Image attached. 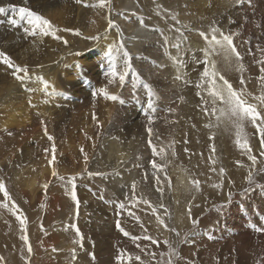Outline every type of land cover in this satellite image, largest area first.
Masks as SVG:
<instances>
[{
    "label": "rangeland",
    "instance_id": "rangeland-1",
    "mask_svg": "<svg viewBox=\"0 0 264 264\" xmlns=\"http://www.w3.org/2000/svg\"><path fill=\"white\" fill-rule=\"evenodd\" d=\"M183 3L184 0L147 1V7L152 12L157 25L162 28L163 34H158L154 37L157 41L158 39L161 40V44L158 42L160 47H148L149 50L146 51L144 47H147V45L144 42L143 48L141 47L137 52L132 51L131 62L132 65L134 64L133 68H136L135 70L140 74L143 81L140 85L139 82L141 80L136 81L135 76L131 73L123 84L118 79L109 83L112 78L107 75L109 69L108 59H101L103 53H95L94 56L96 57H93V59L87 57L95 47H88L85 51L77 48L78 54H76L77 50L71 47H69V49L71 48L70 50L68 47L54 49L56 58L51 59L52 62L50 61L45 66L50 65V69L53 70L55 68L58 69L62 65L58 74L62 76L52 77H55L56 81L58 80L57 85L60 83L58 85L59 88L62 87L63 93L60 94L61 97L58 99V104L60 100L63 106H60L61 103L59 106L57 104L54 112L51 110L35 112L32 116V118L34 117L32 119L33 125H29V129H20L25 131H20L22 134L24 133V136L29 135L26 138L29 140L31 138L30 147L42 148L45 143L49 142L47 135H45L44 126L50 125L47 127V134L52 133L55 135L56 130L61 132L62 130L73 131L70 136L73 139L71 142L72 147L77 146L81 142H83V145L87 143V138L90 134H88L89 130L85 131L84 128L95 131L93 138L97 142L103 135L104 140L105 138L106 140H115L120 142V145L123 144L121 140L123 137L126 136L125 138L130 142L131 140L129 139L131 138L129 135L138 133L140 135L136 141L138 140L137 142L140 143L141 152L139 151L134 154L135 156L133 155L129 157L130 159L123 161L121 167L116 171L107 172L110 171L107 168L105 172L99 170V175L92 174L95 181L90 177H85V179L81 180V177H78L75 173L65 175L66 177L63 180L54 179L51 176L48 183H53L55 188L48 186L45 189L43 185L39 186L38 194L32 200L28 183L32 177L37 176L38 166H33L34 161L32 160L24 161L11 155V151L13 153L14 151L17 152L13 148L19 149L18 144H15L17 140L15 138L16 133L20 132H17L16 129L11 130V132L6 129L3 131L0 129V180L5 182L8 191L14 196L19 197L20 194L23 196V193L30 195L29 199L28 197L23 198L28 203L26 207L27 235L32 247V253L28 254V245L21 239L23 233L17 234L11 224H9V227L7 226L6 228L7 242L4 245H0V257L4 258L2 264H140L139 261L135 260L136 256H140L144 264H155L151 257L142 252L141 249L156 252V258L159 259V253L167 251L163 243L164 240H169L176 244L180 257L178 264H257L258 258L264 256V232H256L252 228L253 224L257 226L264 225V191H261L259 187L253 186L252 190L245 192V189L250 187L247 181L250 168L253 170L256 184H264V156L260 155L262 149L260 144H258V137L254 134V129L251 126H246L245 131L252 147V155L257 157V164L255 168H252V162L248 159V156L235 143L234 129L229 128L226 130L224 127H205L206 124L214 122V117L205 116L202 110L204 105L200 97L204 96L209 102L211 98L207 96L204 88L197 87V84L203 82L202 71L206 65L202 64L204 58L202 50L207 47L199 33L201 31L210 32L209 25L216 21L223 30L239 33V35L234 36V44H236L237 50L242 57L239 62L233 57L231 65H228L225 64L222 57L214 56L212 59L215 61L217 69L234 87H242L239 81L243 78L245 81L244 86H246L247 90L254 94H259L260 82H258V77L261 75L260 68L264 65H261L258 61L264 59V53L257 50L256 45L264 48V23L262 22L264 21V0H239V2L238 0H232L231 3L234 4H231L230 7L219 2V5L214 6V13L208 12L205 17L199 16L200 12L197 6H193L189 12H181L179 8ZM173 14L177 15L179 23L172 19ZM256 17L258 18L256 19ZM249 21L250 23L252 22V25ZM60 31L63 32L61 29ZM167 32L173 35L171 37L175 44L179 45V48H176V46L174 48L168 47L165 40ZM58 34L59 31L57 32ZM99 40L101 41V39ZM244 41H250V44L244 43ZM249 48H251V52H249ZM151 50L152 52H150ZM59 51L63 52V55L67 53L66 58L60 56L62 54ZM68 51L70 52L68 53ZM167 53H169V57ZM58 55L61 58H58ZM140 55L142 58H140ZM69 57L73 58L69 61ZM161 59L165 60L162 61ZM65 60L67 61L65 62ZM71 61L76 64V67L72 66ZM116 62L118 71H122L123 60H116ZM238 63L244 65L243 72L237 70ZM63 68L64 70H61ZM38 71L39 69H30V75H35ZM181 73L184 79L188 81L187 84L183 80L176 79L177 75ZM7 74L9 75L6 77L7 81L4 78L0 83L2 89L6 87L4 82H8L9 85L13 83V80L16 81L10 73ZM64 78L66 81L68 80L69 84ZM10 80L12 81L10 82ZM32 82L31 80L29 83ZM65 82L66 84H64ZM144 83L151 86V95L148 89L143 86ZM62 84L63 86H61ZM134 84L135 87H133ZM104 87L108 89L109 95H115L118 99L112 101L99 94L98 90ZM154 87L155 90L153 89ZM94 92H97L95 97L93 96ZM149 99L153 101L154 109L148 108ZM121 101L123 103H119ZM117 103L118 107L114 106ZM114 107H116V110ZM122 111L125 113L123 114ZM0 112V117L3 118L5 115L2 111ZM73 112L76 115H74L72 120ZM129 112L130 114H128ZM135 112H138V114ZM84 113L86 114L84 115ZM94 114L96 119H93ZM110 115L113 116L110 117L111 120L108 117ZM126 115H128V119ZM118 116H121L122 119L118 118ZM70 117L71 119H69ZM150 117L153 120L152 124L148 122ZM35 119L37 120L35 121ZM103 121L107 124H103ZM117 122L118 127H116ZM99 125L102 126L100 127ZM149 127L152 129L151 134L148 131ZM157 129L164 131H162V136L164 135V137H157ZM107 131L112 133L108 134ZM4 133L8 134L5 136L3 135ZM24 136L23 142H30ZM42 136L46 140H44L43 146H38V139ZM210 137H214V139H210ZM150 138L158 152L159 149L166 150L164 159H161L160 155L152 154V148L148 144ZM122 146L127 147L129 145L126 143V145L123 144ZM213 146L215 147L214 152L212 151ZM19 151H21V148ZM74 151L69 146L64 145L60 152L62 160L58 163L61 162L63 167L67 165L66 168L71 170L74 169V165H80L82 161L88 162L90 161L88 158L90 159L93 156L94 159H91L90 163L92 164V161L95 160L96 162L93 161L94 165L103 163L106 160V157L98 148L93 152L80 151L82 153L81 155L80 153L78 156L76 155L77 157L73 154ZM173 153L175 154L173 155ZM86 154L87 161H85ZM143 160L147 161L144 162L146 163L144 165ZM152 160L159 164H163L165 160L169 161L163 178H165V173L167 177L173 178L171 187L168 186V188L171 189V192L174 190L178 192L176 201H173L171 196L167 194L168 188L162 195L156 190L157 188L154 185H157V183L153 173L156 172V175L159 176V172L151 168ZM212 160H215L216 163L213 164ZM27 163V166H31L33 169L32 175L28 178L19 171L20 166H25ZM213 167L216 169L215 172L211 171ZM221 168L224 169L223 173L220 172ZM121 170L132 174L133 179L130 182L122 181L118 188L113 190L109 185H115L113 181L115 178L114 174L119 175ZM177 170H181L187 176V187L179 188V184L176 183L180 172L175 176L173 171ZM145 173H147L146 179ZM59 176L62 177L61 174ZM73 177L75 178L74 181L71 179ZM190 177L200 181L199 190L191 186L189 183ZM97 180L105 183L107 191L102 192L99 186L101 183H98L99 181ZM221 181L223 182L222 188L213 186L221 183ZM73 183H75V189L72 188ZM133 183L136 184L135 197L149 200L157 208L165 200L164 204L171 214L170 219L168 217L164 218L165 223L169 227L177 229L181 234L180 238H177L175 233L165 230L156 218H152L153 213L148 205L136 203L132 192ZM73 191H75L79 200L78 207L76 201L72 199ZM229 191L233 193L232 200L223 209L222 214L218 213L215 211V207L225 204ZM41 199H45L43 202L44 211H41ZM53 200L58 201L59 204H53ZM120 203L126 205L125 209L121 210L119 208ZM83 205H85L86 209L85 215L81 214ZM188 207H191L192 218L199 220V224L195 228L188 218ZM129 211L133 212L134 215L129 216ZM21 215L25 216L24 213H21ZM135 217H139V220ZM117 220L120 221L121 227L129 232V236H124L119 231L116 227ZM8 221L11 220L9 219ZM141 224L144 227H141ZM76 227H79L84 235L83 248L74 243L78 239L75 234ZM145 229H147V233H145ZM161 231H164V234ZM185 233H187V243H182L181 240L184 238ZM145 234L157 239L159 243L152 244L151 241L144 240L143 236ZM132 236L141 238L134 241L131 239ZM74 248L76 249L75 259H73L72 255V249ZM53 249L56 250L54 251ZM121 250H123L125 256L123 261L118 259ZM129 254L133 257L131 262L127 260ZM93 255L95 259L92 258Z\"/></svg>",
    "mask_w": 264,
    "mask_h": 264
},
{
    "label": "bare ground",
    "instance_id": "bare-ground-1",
    "mask_svg": "<svg viewBox=\"0 0 264 264\" xmlns=\"http://www.w3.org/2000/svg\"><path fill=\"white\" fill-rule=\"evenodd\" d=\"M147 1H152V0H110V10H109V8H107V7L104 9H99V8H93V7H86L85 6L86 4H97L98 0H83V3H80V4L76 3V0H27V4L24 3V0H0V6H7L8 4L15 5L17 7L27 6L31 10L37 11L38 13L43 15L45 18H47L55 28H59V29L63 30V32L59 31L58 35L56 33L57 36L61 37V39H57L56 41H55V38H53L51 35H49L47 37L25 36L23 33L22 27L17 28V27L9 25L8 20L13 18L11 13L0 14V21H3V23H0V50H3L7 54H9L18 64L27 65L28 67L31 66V68H29V69H39L38 73H36L35 75L34 74L31 75L33 82L28 83L26 86H22L18 81H14V80L13 81L10 80V82L12 81L13 83H11L9 85H8V82H4L6 85V87L4 89H2L1 84H0V111H2L5 115L3 118L0 117V129L2 131L6 129L8 132H11V130L16 129L17 132H20V131H23V130H20L21 128L29 129V125H31V124L33 125L32 119L34 117L32 118V116L35 112H37V111H50V110L54 112V109H56L55 107L58 104V99L61 97L60 94L63 93L61 90L62 89L61 86H63V84L60 86L61 88H59L58 85L60 83L57 85L58 80L56 81V79H55V77L59 74V72H60L59 69H60V67H62V65L58 69L55 68L53 70L50 69V65L45 66V64H49L50 61L52 62L51 59L56 58L54 56V53L56 52V51H54V49H57L58 47H60L61 49H62V47H68V49H69V47H71V48L76 49L77 50V51L75 50L77 52L76 54H78L77 48H81L82 50L85 51V49L87 50L88 47H95V49H93V51H91V53L87 57L90 59H93V57H96V56H94L95 53H101L102 52L103 55H102L101 59L106 60L107 59V57H106L107 49L109 47L113 46L114 44H118L121 39L123 40L124 48L130 53V55L133 54V52H137L138 50H140L141 47L143 46L144 42H146L145 45H147V47L146 46L144 47V48H146V51H148L150 47H152V48L160 47V46H158L159 45L158 42L161 44V40L158 39V41H157L156 39H154V37L157 36L158 34H163V31H162V28L159 27V25H157V22H155L152 12L149 11V8L147 7ZM156 1L158 2V1H162V0H156ZM231 1L232 0H184L183 5L179 9L181 10V12H189V10L191 8H193V6L194 7L197 6L198 11L200 12L199 16L205 17L206 13H208V12L214 13V6L217 4L219 5V2H222L227 7L228 6L230 7L231 4H234V3H231ZM215 2H217V3L215 4ZM238 2H239V0H238ZM213 3H214V5H213ZM210 4H212V5H210ZM222 6L224 7V5H222ZM263 14H264V12H263ZM257 18L258 17H256V19ZM109 19H111L116 25L119 26V28L122 31V35H121V33L117 32L116 29H114V28L111 29L110 31H106L109 28V25H108ZM140 21L144 22V26H141ZM258 21H260V20L258 19ZM262 22L264 23V21H262ZM249 23H250V21H249ZM64 29H70L72 31H64ZM76 30H79L81 35H79V36L76 35L75 34ZM93 36H100L101 41L90 39ZM105 36L107 37L106 39L104 38ZM171 36H173V35H171V33L167 32V35H165V40L168 44V47L174 48V46H176V44H175V41L173 40V38ZM251 36H253V35H251ZM65 40L68 41L67 44L64 43ZM27 43H28V45H26ZM165 46H166V43H165ZM180 46H182V45H180ZM21 47H22V49H20ZM154 50H156V49H154ZM88 51H90V50H88ZM59 52H61V51H59ZM59 52H57V53H59ZM63 52L60 53L62 55H60V54L59 55L65 57L67 53L65 52L66 54L64 53L65 55H63ZM69 52L70 51H68V53ZM150 52H152V50ZM72 54H74V53H72ZM55 55H56V53H55ZM59 55H58V58L60 57ZM157 55H154V56H157ZM135 56H138V55H135ZM167 56L169 57V53H167ZM161 57H162V55H161ZM168 57H166V58H168ZM71 58H73V57H71ZM71 58L69 57V61ZM140 58H142V56ZM152 58H153V56H152ZM156 58H159V57L157 56ZM83 60H85V59H83ZM116 60L120 61V60H123V58L121 56L117 55ZM156 60H158V59H156ZM164 60L165 59H163L162 61H164ZM66 61L67 60H65V62ZM71 63H72L73 67H76V64H74V62L71 61ZM152 63H154V61H152ZM158 63H160V62H158ZM41 65H44L45 67L41 66ZM63 66L65 67V65H63ZM3 67H4L3 65H0V83L4 78L9 76L7 73H5L2 70ZM34 67H36V68H34ZM61 70H64V68ZM67 70H69V69H67ZM65 71H66V69H65ZM119 71H121V70H119ZM61 72L63 73V71H61ZM38 76H42L44 78V80L49 82V84L51 86L49 91L51 92L54 90V94L48 95L45 93L42 84H40L36 79V77H38ZM52 76H55V77H52ZM58 76H62V75H58ZM130 77H131V75H130ZM67 78H68V80H70L69 77H67ZM103 78H105V77L103 76ZM98 79H99V77H98ZM64 80H65V78H64ZM72 80H74V79H72ZM6 81H7V78H6ZM136 81H137V79H136ZM66 82L64 84H66ZM134 82H135V80H134ZM134 82H132V83H134ZM67 83L69 84V82H67ZM140 83L141 82H139V85H140ZM150 83H152V82H150ZM26 87L27 88H35L37 90L34 92H29L26 90ZM150 88H151V86H150ZM153 89L155 90V87ZM65 97H67V96H65ZM127 99H128V97H127ZM140 99H142V98H140ZM92 100H94V99H92ZM45 101H47V102H45ZM29 102H31V103H29ZM61 102L59 100V104ZM119 103H121V102H119ZM44 104H45V106H44ZM59 104H58V106H59ZM61 105H62V103L60 104V106ZM117 105H118V103L116 105L114 104V106H117ZM65 106L66 105L64 104V107ZM115 108L116 107H114V109ZM152 109H154V106ZM83 110H84V106H83ZM112 110H113V108H112ZM112 110H111V112H112ZM114 111H113V113H114ZM120 111H121V109H120ZM75 112H77V111H75ZM82 112H81V114H83ZM66 113H68V112H66ZM124 113L125 112H123V114ZM135 113L138 114V112H135ZM72 114H73V116H72L73 117L72 120H73L74 115H76V113L74 114V112H73ZM85 114L86 113H84V115ZM128 114H130V112ZM120 115H121V113H120ZM46 116H48V115H46ZM126 116H127L126 118L128 119V115H126ZM135 116H136V114H135ZM108 117L110 119V117H113V116L110 115ZM114 118H115V116H114ZM118 118L122 119L121 116H118ZM123 118H124V116H123ZM126 118H124V119H126ZM69 119H71V117ZM127 119H126V121H127ZM36 120L37 119H35V121ZM56 121H57V119H56ZM109 121H107V122H109ZM40 122H41V120H40ZM42 122H43V120H42ZM104 122L105 121H103V124H107ZM118 122L116 123V125L118 124ZM45 124H46V122H45ZM47 124H48V122H47ZM56 124H58V123H56ZM121 125H123V124H121ZM48 126H50V125H48ZM44 127H46V126H44ZM62 127L64 128V126H62ZM96 127H95V129H96ZM116 127H118V125ZM123 127H124V125H123ZM126 127H127V125H126ZM143 127H144V124H143ZM134 128H136V127H134ZM32 129H33V127H32ZM132 129H133V127H132ZM84 130L85 131L89 130L88 134H90V136L88 135L87 143L85 145H83V142H81L80 144H78L75 147L71 146V142L73 141V139L70 136H71L73 131L71 132V131L62 130V132H61L59 130L58 131L53 130V131H55V135L52 133H49L48 135H51L54 138V141H49L48 143H45L46 145L44 144V146H43V143H44V140H46V138H44V136L39 137L38 146H43L42 148L36 147V146L30 147V143L32 142V141H30L31 138H30V140L28 138H26L29 135L24 136L23 135L24 133L23 134L21 132L16 133L15 139H17V140H16V143L15 142L14 143L18 144L17 146L19 147V149L21 148V151H19V149L17 150L15 147L13 149H15L17 152H15L13 150L14 151V153H13L11 151V155L17 159H21L24 161L32 160V161H34V163L32 165L38 166L37 176L32 177L28 183L30 190H31V199L32 200H34V198H36V196L38 194L37 190H38L39 186H41V185L44 186L45 184H47L49 187L55 188L53 183H50V184L48 183L49 178L51 176H53L52 175L53 169H55L56 172L58 173V175L56 177H54V179H59L60 174L62 177H66L65 175L75 173V174H77L78 177H81V180L85 179V177H90V178L94 179V181H95V178L92 177V174L97 175V173H100L99 170H102L105 172V171H107L106 170L107 168L110 169V171H107V172H112L114 170L116 171L117 169H119L121 167L123 161L127 160L129 157L133 156L134 154H136L137 152L140 151V143L137 142L138 140L136 141V139L140 135L138 133H133V134L129 135V137L131 138V139H129V140H131L130 142L128 141V139L125 138L126 136L123 137V139H121L123 141V144L126 145V143H127L129 145L127 147H123L122 146L123 144L120 145V142H118V141L109 140L108 138H107L108 140H106V138L104 140L103 135H102V138H100L97 142V140H95V138H93V136L95 135L94 130H91L89 128H84ZM162 131H163L162 129H160V130L157 129V132H156L157 137H159V136L164 137V135L162 136ZM23 132H25V131H23ZM42 132H44V131H42ZM107 132L109 134L111 131H107ZM7 134L4 133L3 135L6 136ZM97 134H98V132H97ZM101 134H102V131H101ZM135 134H136V136H135ZM100 135H99V137H100ZM106 135H107V133H106ZM256 135L258 137L257 141H259L258 133H256ZM23 136H24V138L28 139L30 142H23ZM76 139H78V138H76ZM3 142H6V141H3ZM53 142L55 143V147H56V152L54 153V155H55V161L54 162L52 161V156H53L52 145H53ZM75 142H77V141H75ZM11 143H12V141H11ZM98 143H99V145L97 146ZM90 144H91V146H90ZM103 144H105V145H103ZM64 145H67L71 149L75 150L73 153L75 156L79 155L81 149H83V152L84 151L85 152H87V151L93 152L95 149L98 148V149H100V152L104 155V157H106V160L103 163L102 162L97 163V165H94L95 163L93 164V161H95V160H93L92 161L93 165H92L90 162H91V159H94V156H93L90 159L88 158V160H90V161H88V162L82 161L80 163V165H74V169L68 170L66 168L67 165L63 167V166H61V162L58 163L60 160H62L60 152H61L62 148L64 147ZM11 147H12V145H11ZM45 150H47V152ZM159 151H160V149H159ZM81 153H80V155H81ZM14 154H16V155H14ZM152 154H151V156H152ZM37 156H38V158H37ZM86 156H87V154H86ZM83 157H84V155H83ZM145 160H143V165L146 164L144 162H147ZM76 162H77V160H76ZM27 165H28V163L25 166H20L19 171L22 172V174L28 178L32 175L33 169L31 166H27ZM178 172H180V173L176 179V183L179 184V188L187 187V182H186L187 176L185 174H183L181 172V170L173 171V174L176 176ZM119 173H120L119 175L114 174L115 178L113 181H114L115 185L114 186L109 185V187L113 190H115V188H118V185H120L122 183V181L130 182V180L132 181V179H133L132 174L127 173V171H125V170H121ZM101 175H103V174H101ZM163 176H164V172H159V177H160L161 183H160V185H154V186L156 188L162 187L163 192H165V190L169 186V183H168V179L163 178ZM121 177H123V178H121ZM168 178L170 179L171 182L173 181L172 177H168ZM101 179L104 180L103 178H101ZM97 181H99V180H97ZM165 181H166V183H165ZM98 183H101V184H99V186L101 187L102 192L107 191L105 189L106 187H105V183L103 181H99ZM94 186H95V184H94ZM97 188H98V185H97ZM56 190H58V189L56 188ZM99 192H100V190H99ZM166 192L169 196H171L173 201H176V197L178 196L177 191L174 190L171 192V189L168 188ZM10 196L12 197V201L19 208V212H16L15 209H12L11 203L8 202L7 200H5L3 197V194L0 193V245H4L7 242L8 237L6 235V233H7L6 228H7V226L9 227V224H11V227L13 228V230L17 234L20 235L22 233L21 232V226L19 224L18 219L16 218L17 215H21V213H24L25 216L27 217L26 207L28 206V203L25 201V198H23V197H28V199H29L30 195L23 193V196H22V194H20L19 197L18 196L16 197L10 193ZM44 201H45V199H41V211H44V207H43ZM82 202H84V201H82ZM164 202H165V200H164ZM164 202L162 204L165 206ZM5 203H7L9 205L8 208H4L2 206ZM52 203L55 205L59 204L58 201H56V200H53ZM84 206L85 205H83V207L81 208V214H83V215H85V212H86V209ZM9 209H11V210H9ZM157 209H158V213L163 218L167 217L164 215V211L162 208H157ZM152 218L155 219L156 216L153 215ZM9 219L11 221H8ZM161 233L164 234V231H161Z\"/></svg>",
    "mask_w": 264,
    "mask_h": 264
},
{
    "label": "snow or ice",
    "instance_id": "snow-or-ice-1",
    "mask_svg": "<svg viewBox=\"0 0 264 264\" xmlns=\"http://www.w3.org/2000/svg\"><path fill=\"white\" fill-rule=\"evenodd\" d=\"M24 3L27 4V0H24ZM76 3L80 4L83 3V0H76ZM86 7H93V8H109L110 10V0H98L97 4H86ZM167 11V10H166ZM11 13L12 17L8 20L9 25L20 28H23V33L25 36L30 37H47L51 35L55 39H61V37L57 36L56 33L60 31V29L55 28L52 23L45 18L43 15L38 13L37 11L31 10L27 6H21L17 7L15 5L8 4L7 6H0V14H8ZM172 19L175 20L177 23H179L177 15L173 14ZM0 23H3V21H0ZM141 26H144V22L140 21ZM109 28L106 31H110L111 29H116L117 32L121 33L122 31L119 28L118 25H116L111 19L108 20ZM210 32L206 33L204 31H201L199 35L204 39L207 47L203 49V60L202 64L206 65V67L203 68L202 71V83L197 84L198 88H204L206 91V94L208 97H210L209 100H206L204 96H201V102L204 105L203 112L205 116L208 117H214V122H210L205 125V127L208 128H219L224 127L226 130L231 128L235 130V143L236 145L248 156V159L252 162V168H255V165L257 164V157L255 155H252V147L248 140V134L245 131L246 126H251L254 129V134L258 133L259 136V144L261 146V152L260 155L264 156V66L260 68L261 75L258 77V80L260 82V92L259 94H254L251 91H248L245 85V81L243 78L240 79L239 83L242 87H234L231 82H229L228 79L225 78L224 75L220 74L219 70L216 67L215 61L212 59L214 56L222 57L225 64L231 65L233 57H235V60L237 62L242 60L240 52L237 50L236 44H234V36L239 35V33H233L231 31H225L222 29L221 26L218 25L216 21H213L209 25ZM64 31H72L70 29H64ZM76 35H81L79 30L75 31ZM107 38L106 36L104 37ZM90 39L92 40H99L101 39L100 36H93ZM65 44L68 43L67 40L64 41ZM244 43L250 44V41H244ZM177 48H179V45H176ZM257 50H259L261 53H264V48H260L259 45H256ZM249 52H251V48H249ZM117 55L121 56L123 58V70L118 71L117 66ZM106 57L108 59L109 63V69L107 71V75L112 78V80L109 81V83H112L114 80L118 79L121 84H123L126 80V78L131 73L137 80H141L140 74L133 68L132 65V56L130 53L124 48L123 40L121 39L118 44H114L113 46L109 47L106 51ZM261 65H264V59H261L258 61ZM0 65H3V71L5 73H9L12 75V77L18 81L22 86H26L31 80L32 76L30 75V69L27 65H21L16 63V61L5 51L0 50ZM238 71L243 72L244 71V65L242 63H238ZM37 81L42 84L43 89L46 94L52 95L54 94L53 91H49L50 84L48 81L44 80L42 76L36 77ZM177 80H183L185 84H187V80L184 79L183 74L177 75ZM141 83L143 81L141 80ZM145 88L148 89L149 94L151 95V88L148 84L144 83L143 85ZM135 87V84L133 85ZM26 90L29 92H34L37 89L35 88H27ZM99 94H102L104 98L110 99L112 101H116L118 99L115 95H109L108 89L106 87L100 88L98 90ZM97 95V92L93 93V96L95 97ZM47 102V101H45ZM31 103V102H29ZM123 103V101H121ZM210 105V106H209ZM148 108L152 109L153 104L151 99H149L148 102ZM93 119H96L95 114L93 115ZM149 124L153 123L152 118H149ZM149 134H151L152 129L149 127L148 129ZM11 134V133H9ZM45 135H47V138L49 141H54V138L51 135L47 134V128L45 127ZM210 139H214V137H210ZM149 146L152 148L153 154L160 155L161 159H164L166 155V150L161 149L159 152L155 145L152 144L151 138L148 141ZM47 152V150H45ZM83 151V149H81ZM212 151H215V147L213 146ZM56 152L55 143L53 142L52 145V161H55V155ZM175 153H173L174 155ZM211 159V157H209ZM85 161H87V156H85ZM212 163L215 164L216 161L212 160ZM168 161L165 160L163 164L157 163L155 160L151 161V168L157 170L158 172H164L165 168L167 167ZM211 171L215 172L216 169L213 167ZM220 172L223 173L224 169L221 168ZM53 177H56L58 173L55 169L52 171ZM99 175V173H97ZM153 176L156 179L157 185L161 183L160 177L156 175V172L153 173ZM147 178V173H145V179ZM59 179L63 180L64 177H59ZM74 181V177L71 178ZM165 179H168L169 187H171V181L167 177V174L165 173ZM247 181L249 183V188L245 189V192L252 190V187H259L261 191H264V184H256L254 180V173L253 170L250 168L247 176ZM189 183L193 188L196 190H199L200 187V181L197 179L189 178ZM223 182L213 185L216 188H222ZM48 185L45 184L44 188L47 189ZM72 188L75 189V183L72 184ZM158 192L163 194V188L158 187L156 189ZM135 191H136V184L133 183L132 185V192H133V198L135 199L136 203H142L148 205V207L151 209L154 216H156V219L160 225L164 227L165 230L171 231L175 233L177 238H180L181 234L177 229L173 227H169L167 223H165V219L159 215L158 209L156 206L152 205V203L149 200L140 199L138 197H135ZM0 193H3V197L5 200L11 203L12 209H15L16 212H19V208L15 205V203L12 201V197L10 196V193L6 187L5 182L3 180H0ZM233 193L231 191L227 194V201L225 204H221L219 206L215 207V211L218 213H223V209L227 206L228 203L232 200ZM72 199L76 201L77 207L79 206V200L77 199L75 191L72 192ZM4 208H8L9 205L7 203L2 205ZM126 205L123 203L119 204V208L121 210L125 209ZM199 207V205H197ZM159 208H162L164 211V215L167 216L169 219L171 218V214L167 207H165L162 203L159 205ZM11 210V209H9ZM129 216H133L134 213L129 211ZM187 215L189 220L191 221L193 227H197L199 224V220L192 218V211L191 207H188L187 209ZM19 221V224L21 226V232L23 233L21 235V239L24 241V243L27 246V253H32V247L29 243V237L27 235V217L23 215H17L16 217ZM137 220H139V217H135ZM116 227L119 229L120 232L123 233L124 236H129V232L125 231L123 227L120 225V221L117 220ZM141 227H144L143 224H141ZM252 228L256 232H264V225L257 226L256 224L252 225ZM145 233H147V229H145ZM75 234L78 237L77 240L74 241L75 244H77L80 248H83L84 244V235L81 233L79 227H76ZM141 237L138 236H132V240H138ZM144 240L151 241L152 244H158V240L154 239L150 235L145 234L143 236ZM182 243H187V233H185L184 238L181 240ZM164 245L167 248V251H161L159 253V259H157V253L156 252H149L146 249H141L142 252H145L146 255L151 257V260L155 262V264H178L179 260V253L177 250L176 244L169 240L163 241ZM139 247V245H137ZM54 251L56 249H53ZM72 255L73 259L76 258V249H72ZM95 259L94 255L92 257ZM3 257H0V264L3 262ZM118 259L120 261H123L125 259L124 252L121 250L120 255L118 256ZM133 259L132 255L127 256V260L131 262ZM136 261H139L140 264H144V261L141 260L140 256L135 257ZM257 264H264V256L258 258Z\"/></svg>",
    "mask_w": 264,
    "mask_h": 264
}]
</instances>
